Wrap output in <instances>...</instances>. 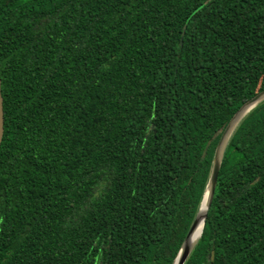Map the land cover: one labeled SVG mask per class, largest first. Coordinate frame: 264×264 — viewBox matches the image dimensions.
I'll use <instances>...</instances> for the list:
<instances>
[{
	"label": "trees",
	"instance_id": "obj_1",
	"mask_svg": "<svg viewBox=\"0 0 264 264\" xmlns=\"http://www.w3.org/2000/svg\"><path fill=\"white\" fill-rule=\"evenodd\" d=\"M0 79V264H171L264 89V0H0ZM201 234L183 264H264V100Z\"/></svg>",
	"mask_w": 264,
	"mask_h": 264
},
{
	"label": "water",
	"instance_id": "obj_2",
	"mask_svg": "<svg viewBox=\"0 0 264 264\" xmlns=\"http://www.w3.org/2000/svg\"><path fill=\"white\" fill-rule=\"evenodd\" d=\"M263 100H264V89L259 91L258 93H256L254 96L249 98L247 101H245L234 112V114L231 116L228 123L224 127V129H223V131H222V133H221V135L217 141V144L215 146L208 181L206 183L203 196L200 200L197 213H196L194 220H193V222H192V224H191V226H190V228H189V230H188V232H187V234H186V236H185V238H184V240H183V242H182V244H181V246H180V248H179V250H178V252H177V254H176V256L173 259L171 264H173L174 261H176V260H177L178 264H183L185 259L188 256L191 248L193 247V245L195 244V242L199 238L198 237L191 246H186V242H187V239L190 235V232L193 229V227L195 226V224L197 223L200 205L203 201L204 196L206 195L207 204H206V207L204 209L203 216H202V228H203L204 219H205L208 206L210 204V201H211L213 193H214V188H215L216 181H217L218 171H219V168H220V165L222 162L223 154H224L228 139L232 135L234 129L236 128V126H237L238 122L241 120V118ZM3 132H4V115H3L2 87H1V79H0V144H1L2 136H3ZM201 232H202V230H201Z\"/></svg>",
	"mask_w": 264,
	"mask_h": 264
},
{
	"label": "bare ground",
	"instance_id": "obj_3",
	"mask_svg": "<svg viewBox=\"0 0 264 264\" xmlns=\"http://www.w3.org/2000/svg\"><path fill=\"white\" fill-rule=\"evenodd\" d=\"M206 204H207V197L205 195L203 198V201L200 205V208H199L197 223L195 224V226L193 227V229L190 232V235H189L187 242H186V246H191L195 242V240L199 237V235H202V234H200L201 230H202V216H203ZM173 264H178L177 260L174 261Z\"/></svg>",
	"mask_w": 264,
	"mask_h": 264
},
{
	"label": "flooded vegetation",
	"instance_id": "obj_4",
	"mask_svg": "<svg viewBox=\"0 0 264 264\" xmlns=\"http://www.w3.org/2000/svg\"><path fill=\"white\" fill-rule=\"evenodd\" d=\"M252 109H253V108H252ZM248 113H249V112H248ZM248 113H246V114L241 118V120H242V119H243ZM241 120H240V121H241ZM240 121H239V122H240ZM239 122H238V124H239ZM238 124H237V125H238ZM236 127H237V126H236Z\"/></svg>",
	"mask_w": 264,
	"mask_h": 264
}]
</instances>
